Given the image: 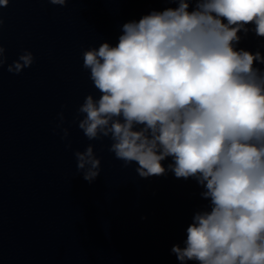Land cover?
I'll return each mask as SVG.
<instances>
[{"label": "clouds", "instance_id": "1", "mask_svg": "<svg viewBox=\"0 0 264 264\" xmlns=\"http://www.w3.org/2000/svg\"><path fill=\"white\" fill-rule=\"evenodd\" d=\"M164 2L177 7L126 22L114 46L82 53L100 95H86L73 123L89 141L111 140L108 151L124 167L135 162L139 177L170 171L203 189L207 208L193 215L184 246L171 249L180 264H264V70L256 67L264 55L236 47L241 32L264 38V0ZM5 53L0 44V69L12 74L35 62L28 50L10 64ZM58 119L68 140L63 111ZM74 157L77 174L94 182V146Z\"/></svg>", "mask_w": 264, "mask_h": 264}]
</instances>
